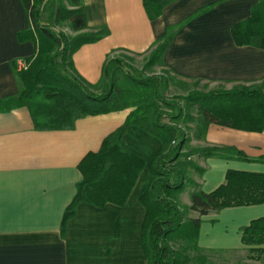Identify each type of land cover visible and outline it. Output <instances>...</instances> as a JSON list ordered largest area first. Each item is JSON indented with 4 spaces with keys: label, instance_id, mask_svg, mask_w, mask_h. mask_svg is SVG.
I'll return each mask as SVG.
<instances>
[{
    "label": "crops",
    "instance_id": "0c3cea01",
    "mask_svg": "<svg viewBox=\"0 0 264 264\" xmlns=\"http://www.w3.org/2000/svg\"><path fill=\"white\" fill-rule=\"evenodd\" d=\"M259 0H168L157 20L150 22L142 0H67L82 8L87 30L105 28L108 36L86 44L72 55L74 74L85 85L97 86L104 62L117 52L140 56L151 50L168 27H179L162 54L159 66L181 85L212 86L214 91L257 88L264 82V50L236 47L230 31L250 17ZM21 0H0V101L15 98L20 87L12 65L35 56L33 42L19 43L29 20ZM83 33V32H82ZM82 33H74L76 37ZM130 110L75 123L71 131L34 130L26 108L0 113V264H145L141 235L145 210L140 192L147 164L163 151L160 140L130 126L121 147L146 162L145 170L124 206L98 209L77 206L61 233L63 213L82 180L78 165L114 133ZM202 148L234 149L249 162L210 158L194 161L201 172L181 193L188 208L194 192L210 194L225 182L229 170L264 175V133H245L210 126ZM197 215L191 212L189 219ZM264 219V204L211 212L201 219L197 248L201 253L244 252L241 231ZM187 220V221H188Z\"/></svg>",
    "mask_w": 264,
    "mask_h": 264
},
{
    "label": "trees",
    "instance_id": "16d2710c",
    "mask_svg": "<svg viewBox=\"0 0 264 264\" xmlns=\"http://www.w3.org/2000/svg\"><path fill=\"white\" fill-rule=\"evenodd\" d=\"M21 1L30 29L19 33L17 39L19 43L33 42L36 52L27 61V70L17 73L15 64L12 65L20 93L15 98L1 100L0 113L26 108L34 130L48 132L71 131L79 120L130 110L125 122L102 141L99 151L87 154L79 163L82 180L63 213V237L78 205L84 203L102 209L107 204L122 207L127 202L146 166V162L121 147V139L130 126L146 131L163 144V151L147 164L146 184L139 195L145 210L141 235L145 264H189L187 256L172 251L170 242L179 241L189 250L201 253L197 240L204 216L223 209L264 204V175L231 170L226 173L224 184L214 192L192 193L190 204L184 211L174 202L185 190L187 168L179 162L181 159L195 155L204 159L249 162L246 156L231 148H200L185 156L181 153L184 137L177 128L178 122L189 120V110L194 108L200 117L202 135L213 125L238 132L264 133V82L258 88L241 86L229 91L192 92L182 99V110L174 100L168 101L159 94V86L162 85L164 91L168 87L165 80L139 81L127 74L124 83L117 79V75L124 72L123 63L116 58H108L102 66L99 84L88 86L74 74L72 55L82 46L95 44L107 37L108 31L101 28L84 32L87 22L83 9L65 7L67 0ZM142 1L150 22L160 18L168 4V0ZM45 11L50 12L53 22H43ZM66 22L70 32L83 33L72 39L63 33H55L54 28ZM180 28L168 27L165 35L156 41L151 48L154 51L150 65L160 62L162 54L172 43L175 31ZM230 35L236 47L264 50V0H259L251 8L248 19L231 28ZM95 87H99L98 93L92 91ZM160 108L174 112L169 118L171 125L160 122ZM176 140L179 143L171 147ZM194 169L201 174L198 168ZM184 212H193L197 218L184 221ZM241 234L244 247H262L252 252L264 253V219L253 221ZM204 260L195 259L197 262Z\"/></svg>",
    "mask_w": 264,
    "mask_h": 264
},
{
    "label": "rangeland",
    "instance_id": "374dc122",
    "mask_svg": "<svg viewBox=\"0 0 264 264\" xmlns=\"http://www.w3.org/2000/svg\"><path fill=\"white\" fill-rule=\"evenodd\" d=\"M50 4V3H49ZM65 7H68L67 2H64ZM43 22L51 23L53 22V19L51 18V14L49 11H45L43 15ZM55 33H63L67 38L72 39L74 33L70 32V29L68 27V23H64L61 26L54 28ZM154 51V49H151L149 52L145 54H141L140 56L131 55L128 52H117L112 55L111 58H116L120 60L123 63V70L124 72L119 73L117 75L118 80H124L126 79L127 74H129L134 79H137L139 81L141 80H147L151 79L154 82L155 79H163L167 82L168 87L164 91L162 85L158 87L159 94L167 99L168 101L174 100V102L178 103L182 110H184V102L182 99H184L185 96L192 92H204L208 93L211 91H214L212 86H206L202 85L200 83L197 84H188V85H181L178 83L174 78H172L168 73L163 70L159 63H154V65L151 64L152 56L151 53ZM150 65V66H149ZM124 82V81H123ZM125 83V82H124ZM256 86L257 88L260 86ZM99 87H95L92 91L95 93H98ZM149 101V99H148ZM160 113H162V118L160 122L165 125H171L169 118L172 114H174L173 111H166L163 108H160ZM183 116L185 117V113L183 112ZM200 123V117L197 112V110L190 109L189 110V120L183 122V119L180 120L177 124V128L183 133V139H184V146L181 150V153L186 156L191 154V151L193 150H199L203 142V135L201 132V125ZM179 143L178 140L175 142H172L171 147H175ZM200 160L197 156H189L184 159H181L179 162L183 163L184 166H186V175H185V182L184 186L187 188L189 184L193 181L192 178L197 176V171H195V168H198L195 166L194 161ZM189 166H193L189 167ZM175 204L177 208H179L181 211H184L186 207H183L181 202V196L179 195L175 199ZM191 215V212H184L183 220L187 221L189 216ZM170 248L172 251H174L175 254L182 253L184 256H187L189 259V264H264V253L259 252H252V250H259L260 248L257 247H249L244 252H237L232 254H209V253H197L192 250H189V247L184 245L183 243L176 241V242H170L169 243ZM202 258L203 262H197L195 259Z\"/></svg>",
    "mask_w": 264,
    "mask_h": 264
},
{
    "label": "built area",
    "instance_id": "2783aa9c",
    "mask_svg": "<svg viewBox=\"0 0 264 264\" xmlns=\"http://www.w3.org/2000/svg\"><path fill=\"white\" fill-rule=\"evenodd\" d=\"M27 68H28V64L23 63V62L17 63L18 72L25 71L27 70Z\"/></svg>",
    "mask_w": 264,
    "mask_h": 264
}]
</instances>
